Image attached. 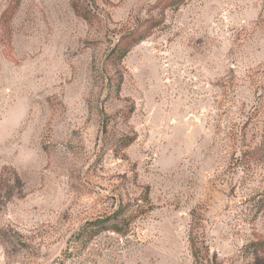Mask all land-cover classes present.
I'll return each instance as SVG.
<instances>
[{
    "label": "rangeland",
    "instance_id": "obj_1",
    "mask_svg": "<svg viewBox=\"0 0 264 264\" xmlns=\"http://www.w3.org/2000/svg\"><path fill=\"white\" fill-rule=\"evenodd\" d=\"M168 2L0 0V264H264V0Z\"/></svg>",
    "mask_w": 264,
    "mask_h": 264
},
{
    "label": "trees",
    "instance_id": "obj_2",
    "mask_svg": "<svg viewBox=\"0 0 264 264\" xmlns=\"http://www.w3.org/2000/svg\"><path fill=\"white\" fill-rule=\"evenodd\" d=\"M185 0H169V5H182ZM143 36L138 33L136 29L128 32L124 37L120 39L118 44L112 50L116 54L117 59L123 58L128 50V45L138 43ZM132 142L131 139H127L126 145L128 146ZM143 203L149 204L148 194L146 193L143 197ZM144 205H132V204H121L118 208L110 215L93 219L85 222L80 230L74 236V240L79 243H87L93 237L103 233L112 232L118 235H127L130 230V225L140 215L145 212Z\"/></svg>",
    "mask_w": 264,
    "mask_h": 264
}]
</instances>
